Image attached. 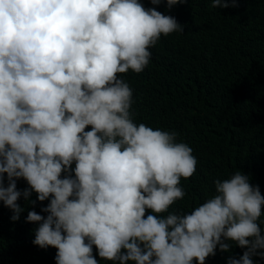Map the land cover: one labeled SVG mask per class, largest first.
Wrapping results in <instances>:
<instances>
[{
    "label": "trees",
    "instance_id": "obj_1",
    "mask_svg": "<svg viewBox=\"0 0 264 264\" xmlns=\"http://www.w3.org/2000/svg\"><path fill=\"white\" fill-rule=\"evenodd\" d=\"M0 264H264V0H0Z\"/></svg>",
    "mask_w": 264,
    "mask_h": 264
}]
</instances>
